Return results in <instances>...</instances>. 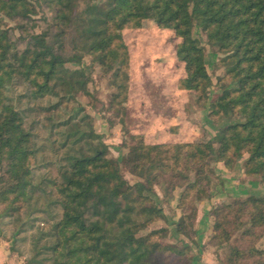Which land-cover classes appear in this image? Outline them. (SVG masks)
Masks as SVG:
<instances>
[{
    "label": "trees",
    "instance_id": "16d2710c",
    "mask_svg": "<svg viewBox=\"0 0 264 264\" xmlns=\"http://www.w3.org/2000/svg\"><path fill=\"white\" fill-rule=\"evenodd\" d=\"M43 1L54 8L63 26L76 22L79 37L90 42L88 54L97 57L105 72L115 71L118 79L124 65L119 66L113 52L119 33L147 21L181 40L176 54L184 65L185 87L200 99H209L213 82L205 48L194 37V29L200 27L210 47L223 55L220 64L225 75L217 84L222 94L210 103L212 116H235L236 124L220 128L213 141L175 144L165 152L133 146L124 163L145 180L135 185L124 180L116 161L108 157V147L100 144L88 156L73 158L69 176L58 186L63 217L54 227L53 264H170L161 254L186 257V252L154 242L157 232L138 236L141 229L164 217L145 193L153 192L165 176L170 177L166 179L170 185L175 180L188 183L184 172L195 171L197 180L188 184L183 202L190 192L202 196L201 184L209 180L212 161L230 166L245 154V174L264 182V0H105L96 5L89 1L79 14L76 9L82 0ZM32 10L27 0H0V14L9 18H26ZM48 36V32L36 34L28 49L17 54L8 32L0 30V166L4 171L0 204L24 201L32 187L30 164L36 155L32 134L3 90L14 77L28 83L37 98L57 95V85L72 97L78 84L86 85L76 78L81 72L66 68L68 63H80L82 57L66 58ZM76 131L79 141L87 136L101 140L93 131L89 135ZM242 205L253 210L255 227L264 226V197L252 196ZM135 217L144 220L138 223ZM177 229L183 233L181 225Z\"/></svg>",
    "mask_w": 264,
    "mask_h": 264
},
{
    "label": "rangeland",
    "instance_id": "374dc122",
    "mask_svg": "<svg viewBox=\"0 0 264 264\" xmlns=\"http://www.w3.org/2000/svg\"><path fill=\"white\" fill-rule=\"evenodd\" d=\"M27 1L33 10L26 18L0 14V30L8 32L14 53L22 54L33 36L48 32L49 42L55 44L58 53L66 58L74 54L82 57L80 63H68L66 68L81 72L76 78L86 85L78 84L72 97L57 85L58 96L37 98L28 83L14 77L3 90L32 134L36 155L30 164L32 187L24 201L0 204V264L54 263L50 247L55 241L54 227L63 217L58 186L69 176L73 158L88 156L92 148L105 145L124 180L130 185L144 183L124 163L133 146L165 152L175 144L207 143L220 128L238 120L235 116H212L210 103L222 94L217 84L225 75L220 64L223 55L210 47L200 27L194 29V37L205 48L206 67L213 82L209 99H200L185 87L184 65L176 54L181 40L174 32L151 21L122 30L113 48L119 66L124 63L122 78L118 79L115 71L105 72L97 57L88 54L90 42L79 37L76 22L65 27L56 20L54 8L43 0ZM89 1L96 5L105 0H82L76 13L85 11ZM77 129L88 135L93 131L101 140L87 136L79 141ZM247 159L245 154L230 166L212 161L209 180L201 184L202 196L190 192L184 202L188 184L197 180L196 172H184L188 183L175 180L173 185L165 176L154 185L153 192L145 193L162 209L164 217L141 229L138 236L157 232L154 242L186 252V257L161 254L170 264H264V226L255 227L253 210H244L242 205L252 196L264 197V182L245 174ZM190 216L193 218L188 221ZM135 219L138 223L144 220ZM178 225L183 233L177 231Z\"/></svg>",
    "mask_w": 264,
    "mask_h": 264
}]
</instances>
